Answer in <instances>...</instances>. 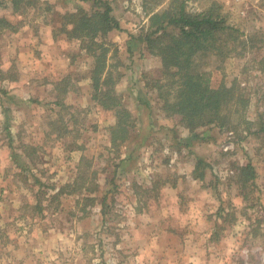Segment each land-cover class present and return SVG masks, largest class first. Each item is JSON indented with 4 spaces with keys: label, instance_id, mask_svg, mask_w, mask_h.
<instances>
[{
    "label": "rangeland",
    "instance_id": "rangeland-1",
    "mask_svg": "<svg viewBox=\"0 0 264 264\" xmlns=\"http://www.w3.org/2000/svg\"><path fill=\"white\" fill-rule=\"evenodd\" d=\"M2 1L0 15L11 18L16 30L0 31V58L16 79L0 76V264H264V131L254 132L264 123V71L257 64L264 56V36L257 54L233 51L224 61L198 56L214 84L238 76L251 100L245 117L234 116L237 128L216 124L190 131L163 111L147 85L160 58L143 56L133 42L129 57V33L140 31L147 19L143 0H112L123 27L107 36L121 48L116 56L118 46L110 51L113 62L122 60L116 66L123 72L117 89L137 121L133 140L119 152L109 140L113 112L91 98L85 76L90 56L80 40L53 32L64 12L90 8L94 0H33L22 11ZM219 1L247 32L264 31V0ZM206 5V0L188 3L193 11ZM71 70L78 82L66 97L68 106L29 100L56 98L58 90L48 82ZM44 73L48 77L41 80ZM142 138L134 157L118 165ZM23 142L39 145L35 160L20 158L25 165L13 153ZM82 154L92 162L83 160L84 169L100 170L93 179L101 185L91 194L99 196L95 203L84 199L89 193L84 185L52 197L77 177ZM199 157L209 164L204 180L192 173ZM248 162L257 166L258 176L242 189L238 167ZM108 189L104 215L100 196Z\"/></svg>",
    "mask_w": 264,
    "mask_h": 264
},
{
    "label": "trees",
    "instance_id": "trees-1",
    "mask_svg": "<svg viewBox=\"0 0 264 264\" xmlns=\"http://www.w3.org/2000/svg\"><path fill=\"white\" fill-rule=\"evenodd\" d=\"M10 1L15 11H22L25 9V3L33 2V0ZM164 1L143 0L147 19L140 31L129 33L130 37L127 40L129 57L134 54L133 45L140 44L143 56L153 55L160 58V65L152 70L153 75L147 85L154 89L163 111L180 122L183 127L190 131H195L201 126L216 124L221 127L237 128L235 119L246 116L251 100L245 92L246 86L239 82L238 76L230 81L224 79L219 84H214L210 70L199 66L198 56L212 54L221 57L224 61L233 56L231 54L233 51L242 53V56L250 51L257 54L263 47L259 41L263 39L264 31L256 29L247 32L244 27L232 20L231 11L226 10L219 0H206L207 5L197 11L188 7L189 0H168V4L162 6ZM2 2L0 0V3ZM48 6L49 9L53 7L52 3H48ZM112 11V0H94V5L90 8L77 6L76 10H68L62 14L63 20L53 32L62 31L67 38L80 40V47L90 56L91 62L85 76L90 81L91 98L103 109L113 112L114 122L108 126L109 140L111 145L121 152L124 145L133 140L137 121L117 89V83L123 75L117 67L122 60L119 57L117 62H113L110 51L112 45L118 46L113 50V56H116L120 54L121 48L119 43L108 41L107 36L113 30H123V27ZM6 27L16 30L11 18L0 15V31ZM74 54L73 58H76L77 53ZM256 57L258 56L256 55L253 60ZM257 64L260 70L264 71V56L257 60ZM260 65L263 66L260 67ZM8 73L3 69L0 58V76L11 81L16 79V76H8ZM47 77L48 75L44 73L41 80ZM77 82L78 79L72 70L63 76L59 73L56 79L48 82L54 84L52 86L58 90L55 94L56 98L44 102L41 98L32 96L29 100L46 103L53 108L54 106L66 107L69 105L66 97L74 90L72 86ZM3 92L9 98H15L16 103L24 100L17 94H11L7 89H3ZM245 120L256 122L250 118ZM259 122L263 121L259 120ZM261 131H264V123L254 130L255 133ZM144 140L145 138H142L136 142L128 156L122 158L118 165L134 157V150L138 145L143 144ZM30 147H32L31 150H29ZM38 150V144L30 145L23 142V148L13 152L17 157L15 161L25 165L20 158L25 157L28 161L35 160L34 156ZM83 160H87L89 166L92 165L88 156L82 154L77 177L73 181L62 184L52 197L59 199L62 195L76 193L78 189L81 191L84 185L83 187L89 191L84 199L89 201L88 204L95 203L99 196L91 194L101 190L100 183L94 181L100 170L84 169ZM207 165L209 164L199 157L192 171L194 178L204 180L206 178L204 168ZM257 176V166L248 162L238 167L236 180L242 189H247L250 184L255 183ZM86 183L87 186H85ZM174 185L176 186L177 183L175 182ZM109 193H112L110 189L100 196L104 215L107 213L106 200ZM38 209L43 210V206L38 205ZM221 215L224 216L222 212Z\"/></svg>",
    "mask_w": 264,
    "mask_h": 264
}]
</instances>
